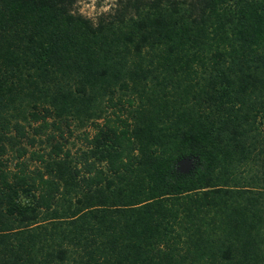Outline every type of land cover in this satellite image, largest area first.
Wrapping results in <instances>:
<instances>
[{
    "label": "trees",
    "instance_id": "16d2710c",
    "mask_svg": "<svg viewBox=\"0 0 264 264\" xmlns=\"http://www.w3.org/2000/svg\"><path fill=\"white\" fill-rule=\"evenodd\" d=\"M76 1L0 0V264H264V0Z\"/></svg>",
    "mask_w": 264,
    "mask_h": 264
},
{
    "label": "rangeland",
    "instance_id": "374dc122",
    "mask_svg": "<svg viewBox=\"0 0 264 264\" xmlns=\"http://www.w3.org/2000/svg\"><path fill=\"white\" fill-rule=\"evenodd\" d=\"M115 0H77L75 8L81 14L95 20L100 13L110 10Z\"/></svg>",
    "mask_w": 264,
    "mask_h": 264
},
{
    "label": "water",
    "instance_id": "95a60500",
    "mask_svg": "<svg viewBox=\"0 0 264 264\" xmlns=\"http://www.w3.org/2000/svg\"><path fill=\"white\" fill-rule=\"evenodd\" d=\"M193 165V158L188 155H183L179 157L176 161V168L179 171L186 172L188 171Z\"/></svg>",
    "mask_w": 264,
    "mask_h": 264
}]
</instances>
